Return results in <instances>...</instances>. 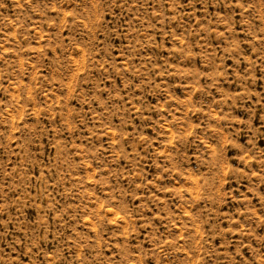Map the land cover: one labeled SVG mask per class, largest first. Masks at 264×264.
Returning a JSON list of instances; mask_svg holds the SVG:
<instances>
[{"label":"rangeland","instance_id":"1","mask_svg":"<svg viewBox=\"0 0 264 264\" xmlns=\"http://www.w3.org/2000/svg\"><path fill=\"white\" fill-rule=\"evenodd\" d=\"M0 264H264V0H0Z\"/></svg>","mask_w":264,"mask_h":264}]
</instances>
